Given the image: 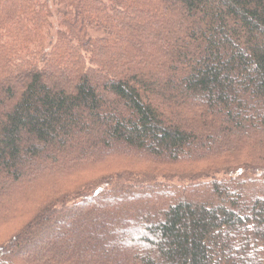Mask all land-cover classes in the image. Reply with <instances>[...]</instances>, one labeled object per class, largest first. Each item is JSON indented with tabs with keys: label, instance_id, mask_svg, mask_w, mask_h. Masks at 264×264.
Returning a JSON list of instances; mask_svg holds the SVG:
<instances>
[{
	"label": "trees",
	"instance_id": "obj_1",
	"mask_svg": "<svg viewBox=\"0 0 264 264\" xmlns=\"http://www.w3.org/2000/svg\"><path fill=\"white\" fill-rule=\"evenodd\" d=\"M0 264H264V0H0Z\"/></svg>",
	"mask_w": 264,
	"mask_h": 264
},
{
	"label": "rangeland",
	"instance_id": "obj_2",
	"mask_svg": "<svg viewBox=\"0 0 264 264\" xmlns=\"http://www.w3.org/2000/svg\"><path fill=\"white\" fill-rule=\"evenodd\" d=\"M156 199H159V197L157 196V197H156ZM143 202H144V203H146V202H147V200L145 199V200H143Z\"/></svg>",
	"mask_w": 264,
	"mask_h": 264
}]
</instances>
